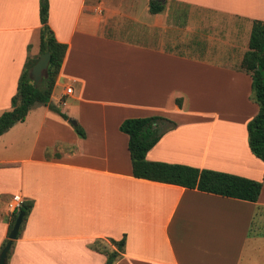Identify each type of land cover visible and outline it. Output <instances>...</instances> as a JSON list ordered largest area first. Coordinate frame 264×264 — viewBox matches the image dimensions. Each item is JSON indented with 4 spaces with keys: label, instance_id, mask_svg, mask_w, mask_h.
<instances>
[{
    "label": "crops",
    "instance_id": "obj_1",
    "mask_svg": "<svg viewBox=\"0 0 264 264\" xmlns=\"http://www.w3.org/2000/svg\"><path fill=\"white\" fill-rule=\"evenodd\" d=\"M47 1L48 26L67 46L49 106L68 120L38 105L0 136V248L11 198L33 203L7 264H106L91 245L119 252L109 240L122 239L112 264H264V163L246 130L258 106L240 69L264 0ZM150 1L164 10L151 14ZM39 7L0 0V116L39 56ZM153 116L176 127L148 162L261 182L258 201L134 178L119 126Z\"/></svg>",
    "mask_w": 264,
    "mask_h": 264
},
{
    "label": "trees",
    "instance_id": "obj_2",
    "mask_svg": "<svg viewBox=\"0 0 264 264\" xmlns=\"http://www.w3.org/2000/svg\"><path fill=\"white\" fill-rule=\"evenodd\" d=\"M163 10L164 3L162 1H150L149 12L151 14H157ZM39 18L41 23L39 55L49 53L51 56L50 62L42 79L41 86L34 88L29 72L37 62L39 56L28 58L18 81L17 92L11 99V109L0 116V136L14 125L24 122L28 112L38 105L48 106L50 110L57 113L61 118L68 120L67 116L61 114L53 106H49L67 46L55 39L54 33L48 26L47 0H40ZM240 69L251 78V94L249 99L258 106V113L248 122L246 127L248 148L254 157L264 163V22H254L250 34L248 51L242 59ZM176 103L178 107H181L180 100H176ZM175 127V123L157 116L126 119L120 124L119 131L128 136V152L132 176L134 178L186 189H195L200 192L251 203L258 201L262 189L261 182L185 165L148 162L146 154L167 131ZM73 128L79 137H85L83 130L79 126H74ZM47 156L48 154L46 153ZM32 207L33 203L31 201L23 202L19 212L10 214L9 233L14 226L18 214L24 213L23 223L18 233V236L21 235ZM7 242L8 239L2 244L0 252ZM109 242L116 249L120 248L119 252L114 250L107 255V260L114 263L124 253L125 240L122 239L118 242L109 240ZM100 244H102L101 241L94 242L91 245V249L105 254L106 251L99 247ZM9 257L10 251L7 261Z\"/></svg>",
    "mask_w": 264,
    "mask_h": 264
},
{
    "label": "water",
    "instance_id": "obj_3",
    "mask_svg": "<svg viewBox=\"0 0 264 264\" xmlns=\"http://www.w3.org/2000/svg\"><path fill=\"white\" fill-rule=\"evenodd\" d=\"M50 58L51 56L49 53L40 54L37 62L31 68L29 72V76L33 82L34 88H38L40 83L42 82V79L47 71ZM70 122L72 125H75V122H72V121ZM23 218H24V213L18 214L17 219L14 223V226L8 235V242L5 245V247L2 249V251L0 252V264H7L8 253L11 250L12 243L18 237L20 227L23 223Z\"/></svg>",
    "mask_w": 264,
    "mask_h": 264
},
{
    "label": "built area",
    "instance_id": "obj_4",
    "mask_svg": "<svg viewBox=\"0 0 264 264\" xmlns=\"http://www.w3.org/2000/svg\"><path fill=\"white\" fill-rule=\"evenodd\" d=\"M71 93H72V88L68 87L66 89V95H70ZM22 204H23V200L19 195L13 196L8 203L10 214L19 212V209L22 206Z\"/></svg>",
    "mask_w": 264,
    "mask_h": 264
},
{
    "label": "rangeland",
    "instance_id": "obj_5",
    "mask_svg": "<svg viewBox=\"0 0 264 264\" xmlns=\"http://www.w3.org/2000/svg\"><path fill=\"white\" fill-rule=\"evenodd\" d=\"M41 84H42V82L40 83L39 87L41 86ZM39 87H38V88H39ZM99 247L102 248V249H104L105 251H107V252H105V255H106V256H107L108 253H109L108 251L111 250V247L109 246L108 243H102V244L99 245ZM119 249H120V248H119ZM119 249H118V250H119ZM10 252H11V250H10ZM109 263H111V262L107 260L106 264H109ZM111 264H112V263H111Z\"/></svg>",
    "mask_w": 264,
    "mask_h": 264
},
{
    "label": "bare ground",
    "instance_id": "obj_6",
    "mask_svg": "<svg viewBox=\"0 0 264 264\" xmlns=\"http://www.w3.org/2000/svg\"><path fill=\"white\" fill-rule=\"evenodd\" d=\"M219 136H221V135H219ZM222 137H224V136H222ZM207 138V137H206ZM225 138V137H224ZM221 139H223V138H221ZM220 142H221V140H220ZM220 149V148H219ZM215 150L217 151V149H216V147H215ZM214 150V151H215ZM217 152H219V150L217 151Z\"/></svg>",
    "mask_w": 264,
    "mask_h": 264
}]
</instances>
